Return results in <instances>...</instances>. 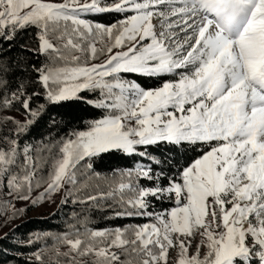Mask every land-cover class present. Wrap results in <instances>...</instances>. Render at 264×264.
<instances>
[{
    "label": "snow or ice",
    "instance_id": "snow-or-ice-1",
    "mask_svg": "<svg viewBox=\"0 0 264 264\" xmlns=\"http://www.w3.org/2000/svg\"><path fill=\"white\" fill-rule=\"evenodd\" d=\"M109 13L120 19H96ZM30 28L36 47L10 55ZM33 82L39 91L29 92ZM74 103L104 114L50 141L43 175L42 153L25 140L46 115L53 127L71 125V112L57 121L50 109ZM14 105L27 119L9 118L0 183L16 200L35 203L41 185L40 198L71 196L77 173L105 156L142 161L108 191L88 193L84 182L79 202L148 222L73 225L55 238L67 246L56 253L66 264H173L171 251L174 264H264V0H0V107ZM161 144L166 152L148 151ZM165 202L171 207L157 208Z\"/></svg>",
    "mask_w": 264,
    "mask_h": 264
},
{
    "label": "trees",
    "instance_id": "trees-1",
    "mask_svg": "<svg viewBox=\"0 0 264 264\" xmlns=\"http://www.w3.org/2000/svg\"><path fill=\"white\" fill-rule=\"evenodd\" d=\"M101 23L111 24L120 19L118 14L109 13L96 17ZM100 44V43H99ZM24 45L29 49H34L35 36L34 30L28 29L18 34L16 39V48L10 55H17L19 46ZM100 44L97 48L99 49ZM7 48V46H5ZM106 54L98 53L96 58H101ZM24 58L39 66L43 62V56H37L34 52L24 53ZM34 73H25L27 79L34 80ZM147 87H156L162 84V80L139 78ZM29 92L39 91L40 86L34 82L28 85ZM34 104L38 101L34 100ZM19 109V110H18ZM51 114L56 116L57 121L60 117L57 113L71 112L75 119L72 124L65 127L64 123H58L53 127L46 115L39 125L33 127L31 135L27 137L25 143L37 145V153H42V157L37 155V159L41 161L44 169L43 175H46L50 154L45 151L49 142L65 137L72 129L85 130L87 123L103 116V111L94 109L84 103H74L71 105L54 106L50 109ZM9 118L16 121H25L27 119L23 109L19 105L10 108L0 107V144L7 146L4 138L12 134L14 123L9 122ZM66 123V121H65ZM166 145L149 148L150 153L166 152ZM183 152V150H181ZM197 153L188 152L187 156L194 159ZM142 162L139 156H105L104 159L94 160V171L89 173L86 169H81L77 173L78 180L81 181L76 188L72 189V195L69 196L65 192V197L57 204V206L44 214L30 215L31 210L39 201V194L44 190L46 185L40 188H34L31 193L32 200L22 205L17 204L18 200L9 194L7 188L0 183V264H66L63 256L57 257L56 253L66 252L67 246L58 242L55 238L66 232L73 231V225L83 227L84 222L90 228H113L115 226L138 225L148 222L144 219H116L112 217L111 210L97 208L94 203L79 202L86 198V192L81 191L82 184L86 182L89 185L88 193L96 194L100 191H108L110 184L114 185V181L118 182L121 171L135 168L136 163ZM183 163V159H181ZM146 183V181H141ZM72 186L69 185V188ZM66 201L65 203H61ZM10 205L12 208L9 209ZM171 207L167 202L163 205H157V208ZM39 237V239H36ZM74 238V237H72ZM34 240L29 243V240ZM39 253L42 256L41 261L35 259L34 254Z\"/></svg>",
    "mask_w": 264,
    "mask_h": 264
},
{
    "label": "rangeland",
    "instance_id": "rangeland-1",
    "mask_svg": "<svg viewBox=\"0 0 264 264\" xmlns=\"http://www.w3.org/2000/svg\"><path fill=\"white\" fill-rule=\"evenodd\" d=\"M99 45L100 44L97 43V47ZM106 56H107V54H105L103 57H101L99 59L95 58L94 62L103 63L106 59ZM41 192H42V190H41ZM64 197H65L64 191L50 193L47 197H44V198H40V196H39V201L34 206V208L31 210L30 215L48 213L49 211L53 210ZM28 201L29 200H18L17 204L22 205L24 203H27ZM10 208H12L11 205H10L9 209ZM199 243H200V236L197 234L195 236V238L192 240V246H191L190 252L195 253L196 245ZM205 252H206V249L202 248L201 249V255H203ZM176 256H177V252L171 251L170 259L173 261V264H174V259Z\"/></svg>",
    "mask_w": 264,
    "mask_h": 264
}]
</instances>
